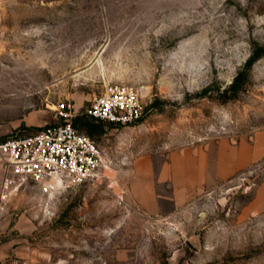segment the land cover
<instances>
[{"label":"rangeland","instance_id":"1","mask_svg":"<svg viewBox=\"0 0 264 264\" xmlns=\"http://www.w3.org/2000/svg\"><path fill=\"white\" fill-rule=\"evenodd\" d=\"M109 83L141 88L143 115L89 135ZM61 112L104 167L76 187H16L0 206L5 264H264V159L165 213L127 187L137 157L264 131V0H0V140Z\"/></svg>","mask_w":264,"mask_h":264},{"label":"built area","instance_id":"2","mask_svg":"<svg viewBox=\"0 0 264 264\" xmlns=\"http://www.w3.org/2000/svg\"><path fill=\"white\" fill-rule=\"evenodd\" d=\"M144 112L143 90L109 83L95 96L86 115L115 126L138 122ZM29 135L0 140V206L30 179L44 190L70 188L96 179L104 167L99 145L73 125V115Z\"/></svg>","mask_w":264,"mask_h":264},{"label":"crops","instance_id":"3","mask_svg":"<svg viewBox=\"0 0 264 264\" xmlns=\"http://www.w3.org/2000/svg\"><path fill=\"white\" fill-rule=\"evenodd\" d=\"M261 159L264 131L235 145L220 139L174 149L159 162L143 155L132 160L128 169V192L145 211L165 213ZM9 251V244L0 243V264H5Z\"/></svg>","mask_w":264,"mask_h":264},{"label":"trees","instance_id":"4","mask_svg":"<svg viewBox=\"0 0 264 264\" xmlns=\"http://www.w3.org/2000/svg\"><path fill=\"white\" fill-rule=\"evenodd\" d=\"M249 62H251V60ZM238 76H239V74L235 77V80L231 83V87H234L235 85H237ZM90 119H92V118H90ZM76 121H77V119L73 123L74 127H75ZM81 125L86 128V131L89 135H93L97 131V127H98V124H96V122H93V119L83 121V122H81Z\"/></svg>","mask_w":264,"mask_h":264}]
</instances>
